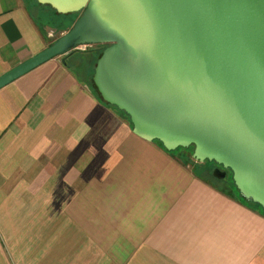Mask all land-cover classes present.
I'll return each mask as SVG.
<instances>
[{
	"label": "crops",
	"instance_id": "0c3cea01",
	"mask_svg": "<svg viewBox=\"0 0 264 264\" xmlns=\"http://www.w3.org/2000/svg\"><path fill=\"white\" fill-rule=\"evenodd\" d=\"M29 6L0 0V75L51 44ZM62 57L0 88V264H264L261 209L136 135Z\"/></svg>",
	"mask_w": 264,
	"mask_h": 264
},
{
	"label": "water",
	"instance_id": "95a60500",
	"mask_svg": "<svg viewBox=\"0 0 264 264\" xmlns=\"http://www.w3.org/2000/svg\"><path fill=\"white\" fill-rule=\"evenodd\" d=\"M36 1L79 15L2 73L0 88L80 45H105L92 75L101 99L139 137L228 168L264 210V0Z\"/></svg>",
	"mask_w": 264,
	"mask_h": 264
},
{
	"label": "trees",
	"instance_id": "16d2710c",
	"mask_svg": "<svg viewBox=\"0 0 264 264\" xmlns=\"http://www.w3.org/2000/svg\"><path fill=\"white\" fill-rule=\"evenodd\" d=\"M27 3H29L30 4V6H29V9H30V7H32V1L31 0H27ZM34 3H36V4H38V5H40V6H45V7H49L54 13H55V15H57L58 17H60V18H62L60 21H62L61 22V24H59L60 26H61V29H63L64 31H66V30H68L70 27H71V25L74 23V21L77 19V17H78V15H79V13H70V14H59V13H57L54 9H52L50 6H48V5H42V4H40V3H38L36 0H34ZM66 25V26H65ZM53 28H56V27H54V26H52ZM53 42V41H52ZM51 42V43H52ZM104 48V47H103ZM103 48L99 51V49L97 50V51H93V53H91L92 51H90V50H92V49H86V50H80V49H76V50H73V51H71V52H69L67 55H65V56H63L62 57V59H63V63L64 64H66V66L67 67H70V65L66 62V58H67V56H69V55H71V54H77V55H84L83 54V52H85V53H87V54H89V53H91V55H89V57L90 58H88V60L86 61L87 63H88V72H87V75H88V78H87V82H88V84L92 87V90H93V92L95 93V95L96 96H98L100 99H101V97H100V95H99V93H98V91H97V89H96V87H95V85H94V83H93V81H92V75H93V72H94V66H95V63H96V60H97V58L100 56V54H101V52H102V50H103ZM97 56V57H96ZM95 57H96V60L94 61V66L92 67V66H89V65H91V63H92V60H94L95 59ZM91 67H92V71L90 72V70H91ZM90 75V76H89ZM102 100V99H101ZM105 102V101H104ZM106 103V102H105ZM108 104V103H107ZM110 105V104H109ZM112 106H114V107H116L115 105H112ZM117 108V107H116ZM118 109V108H117ZM119 110V112L120 113H122L123 115H125L126 117H128V119H129V116L123 111V110H120V109H118ZM129 121H130V119H129ZM157 143H159L162 147H163V145H162V143L160 142V141H158V140H155ZM189 148H193L192 146H189V147H186V148H184V147H178V148H176V149H174V150H166L167 152H169L173 157H177L176 159L177 160H180L181 161V163L183 164V165H186L187 164V161H189V162H192V160H191V154L189 153V154H187L188 153V149ZM179 150H181V152L179 153ZM183 152V153H182ZM185 152H187V153H185ZM179 153V154H178ZM182 153V154H181ZM196 173V172H195ZM199 177V176H198ZM201 178V177H200ZM203 181H205V182H207V183H209L211 186H213L215 189H217L218 191H220V192H222L223 194H226L227 196H229V197H231V198H236V197H234L233 195H231V194H229V192H227V190H226V187H223L222 185H220L219 183H216V182H209L208 180H205V179H203V178H201ZM233 181V180H232ZM233 185H234V183H233ZM234 188L237 190V188L235 187V185H234ZM237 192H238V190H237ZM239 193V192H238ZM239 195H240V193H239ZM239 199V198H238ZM241 199V200H240ZM240 201H242L243 203H245V204H247V205H249V206H254V207H258V208H260L261 209V212H262V214L264 215V210L258 205V204H255V203H253V202H251V201H248L247 199H245V198H243L241 195H240Z\"/></svg>",
	"mask_w": 264,
	"mask_h": 264
},
{
	"label": "rangeland",
	"instance_id": "374dc122",
	"mask_svg": "<svg viewBox=\"0 0 264 264\" xmlns=\"http://www.w3.org/2000/svg\"><path fill=\"white\" fill-rule=\"evenodd\" d=\"M33 3L32 7H39V12H36L35 11V17L37 19V21L39 22V24L41 25V29L43 30V32L45 34H48L47 35V44L48 42H52L54 41L58 36H60L64 30L61 29V26L59 24H61L62 21H60L62 18L58 17L57 15H55V13L49 8V7H45V6H40L36 3H34V0H31ZM33 9V8H32ZM34 10V9H33ZM52 26L56 27V28H53ZM66 26V25H65ZM105 45H101V44H93V45H87L85 47L84 50L86 49H92L90 51H92L91 53H93V51H97L99 49V51L104 47ZM86 52V51H85ZM83 52V54L85 53ZM77 59L79 61H76L77 63L81 64L80 66L82 67L83 65L87 64V56H82V55H77ZM97 57V56H96ZM96 57L94 60H92V63L91 65L89 66H94V61L96 60ZM83 63V64H82ZM92 66V67H93ZM92 67H91V70L90 72L92 71ZM90 76V75H89ZM87 78H88V75H87ZM128 118V117H127ZM193 151V148H189L188 149V153L187 154H191ZM181 152V150H179V153ZM178 153V154H179ZM183 153V152H182ZM181 153V154H182ZM177 158V157H176ZM180 161V160H179ZM187 167L190 168V170L193 171V173H195L197 176L205 179V180H208L209 182H213L212 179H209L208 177L206 176H203L201 173H199V169L195 167V165L192 163V162H189L187 161V164H186ZM214 183V182H213ZM223 187H226V190L227 192H229V194L233 195L234 197L236 198H239L240 199V195L239 193L237 192V190L234 188V185H233V181H232V176L229 177L228 181H227V184L224 185ZM241 200V199H240Z\"/></svg>",
	"mask_w": 264,
	"mask_h": 264
},
{
	"label": "flooded vegetation",
	"instance_id": "af4514ba",
	"mask_svg": "<svg viewBox=\"0 0 264 264\" xmlns=\"http://www.w3.org/2000/svg\"><path fill=\"white\" fill-rule=\"evenodd\" d=\"M191 160L195 167L199 169V173L222 186L226 185L229 177L232 176V173L228 168H224L222 165L217 164L214 161L205 160L200 162L193 159L192 156ZM222 173L224 174L223 177L220 176Z\"/></svg>",
	"mask_w": 264,
	"mask_h": 264
},
{
	"label": "built area",
	"instance_id": "2783aa9c",
	"mask_svg": "<svg viewBox=\"0 0 264 264\" xmlns=\"http://www.w3.org/2000/svg\"><path fill=\"white\" fill-rule=\"evenodd\" d=\"M86 46H87V45H80V46H78V49H80V50H84Z\"/></svg>",
	"mask_w": 264,
	"mask_h": 264
}]
</instances>
